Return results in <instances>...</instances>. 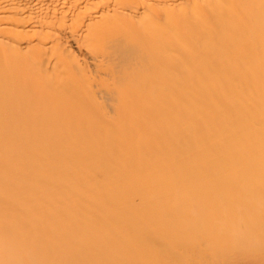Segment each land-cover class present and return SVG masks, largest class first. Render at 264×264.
I'll list each match as a JSON object with an SVG mask.
<instances>
[{
    "label": "bare ground",
    "instance_id": "1",
    "mask_svg": "<svg viewBox=\"0 0 264 264\" xmlns=\"http://www.w3.org/2000/svg\"><path fill=\"white\" fill-rule=\"evenodd\" d=\"M242 189L264 0H0V264H258Z\"/></svg>",
    "mask_w": 264,
    "mask_h": 264
},
{
    "label": "rangeland",
    "instance_id": "2",
    "mask_svg": "<svg viewBox=\"0 0 264 264\" xmlns=\"http://www.w3.org/2000/svg\"><path fill=\"white\" fill-rule=\"evenodd\" d=\"M229 179H230V181H231V179L236 180L237 178H236V179H235V178H228V180H229ZM228 180L225 178V180H223V183H226V182L228 183V182H229ZM225 181H226V182H225ZM227 183H226V184H227ZM241 188H242V187H241ZM246 191H247V190H246ZM238 192H239V193H237V194H236V192H235V194H236L235 196L237 197V198L235 197V199H239V200H241V203H242L243 201H246L245 198H244V197H245V196H244V195H245V189H244V191H243V189H242L241 191H238ZM238 194H240V195H238ZM237 195H238V196H237ZM249 196H252V195H251V194L249 193V191H248L247 194H246V197H247L246 199H248L250 203L248 202V200L246 201V203L249 205V209H251V210L249 211V210H247L246 208L239 209V208H240V207H239L240 205L236 204V206L238 205V207H236V206L233 204V206H235L234 211H233L235 215H234L233 212H232V216H235V217H236V214H237V213H239V212L241 213V212H243V210H244V212H245V211H246V212H251V215H249L250 213H248V216H247V214H246L247 217H249V218H251V219L254 218L253 216L256 217V215H255V213H256L255 207H256L257 205H258V207H261V206L264 204V203H263L264 198H261V201H259L260 198H258V199H259V200H258L257 197H254V199H253V197H250V199L252 198L251 200L254 201V202H253V201H251V200L249 199ZM243 198H244V199H243ZM255 198H256V200H255ZM237 202H239V201H237ZM255 202H256V203H255ZM258 202H260V203H262V204L259 205ZM239 203H240V202H239ZM251 203H254V206H255V207H254ZM255 204H257V205H255ZM241 207H242V206H241ZM253 207H254V208H253ZM258 207H257V208H258ZM262 207H264V205H263ZM262 207H261V208H262ZM236 208L238 209V211L235 210ZM252 208H253L255 211H254ZM261 208H259V210H261ZM262 209H263V208H262ZM252 210H253V211H252ZM261 211H263V210H261ZM252 212H253L254 214H253ZM229 214L231 215V212L226 213V215H227L226 217H228V218H232L231 216H228ZM238 215H239V214H238ZM238 215H237V218H238ZM233 218H234V217H233ZM256 218H257V217H256ZM235 230H236V228H235ZM235 230H233V228H232V230H229V231H231V233L228 232L229 235H228V233L225 234L226 231H224L225 233L222 232L223 234H222V233L218 234V235H219V238H221V240L224 241V242H221V243H222V246H221V247H222V249H223V248L225 249V250L223 249V252L221 251L222 249H220V251H221L220 253H221L222 255H225V256H228V255L231 256V255L235 254V255H233V256L248 257V258H252V259L255 257L254 261H256L258 258H260V259H261V262H259L260 259H259L257 262H258V264H263V263H264V257H262L263 255L260 253V252H264V250L260 251L261 249H264V247H263L264 245L261 246L262 244H264V237H263V234H262L263 232H261V231L259 230L261 234H260L259 231H258V232H257V233H258L257 235H260V236L255 235L256 237H254V235H251V236L254 237V238H250V239H248L249 241H247V240H245V238L240 239V238H239V235H238V233H237V230H236V232H235ZM233 231H234L235 233H234ZM224 234H225V235H224ZM230 234H231V235H230ZM232 234L237 235L236 238H238V240H237V239H236V241L233 240V239H234V236H233ZM220 235H222V236H220ZM227 235L230 236L232 240H231V239H226V238H229V237H224V238H223V236H227ZM251 236H250V237H251ZM240 237H241V236H240ZM257 237H258V239H255V238H257ZM222 238H223V239H222ZM259 238H260L261 240H259ZM225 239H226V241H227V240H228V241L226 242ZM252 239L255 240V242H253ZM229 240H230V242L232 241L231 244H230V246H232V247H229V245H228L229 248L226 249V247H227V243L229 242ZM241 240H242V241H245V243L247 242V243H246V245L248 244L247 247H245L246 245L243 246V247H245V248H243L242 246H241V247L239 246V245H241V244H242V245L245 244V243L242 242ZM256 240L258 241V243H257ZM262 240H263V242L261 243ZM234 241H235V242H234ZM251 241H252V244H253V245L251 244ZM238 242H240L239 245L237 244ZM248 242H249V243H248ZM224 243H226V244L223 246ZM233 243H234V244L236 243V244L238 245L237 248L235 247L236 244L234 245ZM255 243H256V245H257L258 247H259V245H260L261 247L257 248V246H255ZM228 244H229V243H228ZM249 244H251V245H249ZM225 246H226V247H225ZM248 246H249V248H248ZM250 246L253 247L254 250H255L256 248H257V249L254 251L253 249H250V248H251ZM254 246H255V248H254ZM233 247H234V248H233ZM239 247H240V248H239ZM235 248L237 249V251H235ZM238 248H239V249H238ZM230 249H231V251H230ZM247 249H248V251H247ZM238 250H239V252H238ZM249 250L252 251V252L250 253ZM258 250H259V251H258ZM226 251H227V252L229 251L230 253L233 252V254H230L229 252L226 253ZM234 251H235V253H234ZM245 251H247V254H246ZM257 251H258V252H257ZM224 252H225V253H224ZM237 252H238V253H237ZM254 252H255V254H254ZM256 252H257L258 254H257ZM220 253H219V254H220ZM248 253H250V254H248ZM227 254H228V255H227ZM241 254H242V255L244 254V256H242ZM252 254H254V255H252ZM259 254H261V256H260ZM255 255H259L260 257H259V256L256 257ZM256 258H257V259H256Z\"/></svg>",
    "mask_w": 264,
    "mask_h": 264
}]
</instances>
